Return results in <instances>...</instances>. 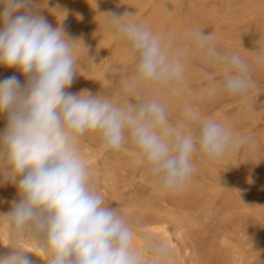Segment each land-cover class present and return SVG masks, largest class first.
<instances>
[{
	"label": "clouds",
	"instance_id": "9594fccd",
	"mask_svg": "<svg viewBox=\"0 0 264 264\" xmlns=\"http://www.w3.org/2000/svg\"><path fill=\"white\" fill-rule=\"evenodd\" d=\"M104 14L138 84L177 95L186 91L185 65L171 52V34L134 21L132 12ZM186 39L223 73L210 93L247 96L248 60L219 51L212 34L203 30H189ZM77 41L88 55L82 39L70 38L61 21L53 27L32 0H0V66L24 76L23 81L16 75L0 80V115L7 120L0 131V183L15 185L19 196L0 215L14 234L36 241L46 264H171L162 242L133 246L131 225L91 183L78 149L80 137L97 134L106 152L129 148L161 193L186 185L195 171L194 156L214 161L236 152L248 138L211 118L194 123L190 107L173 125L165 104L139 91L123 104L89 90L70 92L78 75ZM255 63L264 66V51ZM29 253L37 256L17 246L0 254V264H36Z\"/></svg>",
	"mask_w": 264,
	"mask_h": 264
},
{
	"label": "rangeland",
	"instance_id": "374dc122",
	"mask_svg": "<svg viewBox=\"0 0 264 264\" xmlns=\"http://www.w3.org/2000/svg\"><path fill=\"white\" fill-rule=\"evenodd\" d=\"M40 1L41 3L43 2V0ZM50 1L53 5V9L57 10L60 5V0ZM67 1L70 3L72 10L73 7L71 5L75 0ZM79 1L84 3L85 7L89 5L92 8L91 11L85 8V11L83 9L81 12L85 17L84 21L86 20L82 24V27L86 30H93L96 37L98 36L97 45L99 50H102L106 46L107 37L111 35L108 24L106 23L109 18L104 12L122 14V12L128 11L133 13L131 19L148 26L154 32L171 34L173 37L171 52L178 55L185 65L182 86L186 88V91L182 95H177L166 88L148 87L138 84L131 75L134 69L130 57L126 55L123 44L115 40L109 46L110 57L113 58H106L100 62L99 68L101 69V77L99 76L98 86H96L97 92L95 94H103L114 103L123 104L139 91L148 99L155 98L164 103L167 108L169 122L173 125L184 118L185 110L190 107L194 123L208 118L217 121L221 119L219 122L222 123L223 121L224 125L229 127L234 133H239L241 136L248 138V143L242 145L240 149L234 152L235 154L232 153L228 155V157L219 158L223 160L221 164H224V170L226 172L229 171L227 174L230 175L233 173L230 175L233 179L223 184V187H220L223 198L219 203L236 204L238 210L241 211H237L239 212L236 216V218L239 219V231L233 235V243L238 244L241 242L238 245L243 252V264H264V66L255 63V57L264 51V0H155L153 4V1L151 2V5L148 0H118V2L117 0ZM141 8L143 9L142 13L139 17H136L138 9L140 10ZM158 9L159 13L157 12ZM169 16L171 18H169ZM163 17L164 20H162ZM88 24L90 25L87 26ZM189 30H203L205 33H211L213 43L219 51L239 53L248 60L251 67L250 75L252 84L247 96H243L242 98L241 96L231 97L222 95L218 92L210 93L208 91L214 87L215 83L223 79V73L214 61L192 50L191 44L186 39V34ZM100 55H103L102 52ZM0 72V80L12 75H16L20 80L22 77L20 72L14 68H0ZM124 72H127L128 76L130 75V79L128 78L125 80ZM115 77H117V79ZM249 111H251V113ZM252 111H254V113ZM246 113L249 115L248 117ZM197 116H199V118ZM225 117H227L228 120L227 118L225 119ZM3 118L6 119L5 117ZM98 138L99 137H97V139ZM99 142L100 140L98 139V143ZM130 152L131 150L129 148L120 151H105L103 157L104 163L101 164L98 176L92 178V173H90V179L105 202L110 207L117 208L120 212L122 210L121 213L127 219L133 231L135 230L137 232L138 229L135 227L137 226L135 220L139 216V208L153 204L160 191L155 187L156 181H154V178L135 162ZM201 158L202 157L199 155L193 157L195 171L187 181L188 187L193 189L205 188L206 182L208 183V181L204 180L203 171L207 169L208 163L211 164V162H214ZM128 159L130 161H127ZM226 159H229L228 162ZM132 161H134V163ZM120 164H122L121 167H119ZM105 165L107 166L106 168ZM109 165H115L113 172L115 180L117 179L118 181L116 180L114 188L118 192L121 190L120 194L115 193V196L114 192L110 191L113 190L110 183L111 180L109 179L110 175L108 174L107 176L106 174V170L111 167ZM123 166H126L128 169ZM131 166L133 169H136H130ZM123 169H126V172L123 171ZM103 171L104 173L101 175ZM106 178H108L109 181ZM195 179H197V182ZM114 197L115 201H113ZM119 198H121V200ZM116 201L118 202V207ZM121 204H123L125 208H121V206H123ZM242 208L243 210L244 208L247 210L242 211ZM229 218L231 217H224L221 214L197 216L194 225L191 226L192 228L184 235V238L179 239L174 236L173 240L175 246L170 249L167 247L171 257L169 258L171 263L230 264L231 252L226 253L224 251V253L228 254L225 255L226 258L223 253L221 255H216L210 261L206 258L207 250H205L208 241H210L209 239L215 235L218 227ZM234 229L235 228L230 227L231 232L229 231L228 233L232 234L235 231ZM11 235L13 237V231ZM135 235H139V237ZM148 236L135 233L134 240L141 238L142 240L144 239V241L141 246L135 244L134 247L142 248L148 243L154 241L160 242L156 237L152 235ZM19 241L32 243L31 241H34V239L27 234H15V246L17 247L18 245V247L21 248L20 243H18ZM192 250L193 252H191Z\"/></svg>",
	"mask_w": 264,
	"mask_h": 264
},
{
	"label": "bare ground",
	"instance_id": "6f19581e",
	"mask_svg": "<svg viewBox=\"0 0 264 264\" xmlns=\"http://www.w3.org/2000/svg\"><path fill=\"white\" fill-rule=\"evenodd\" d=\"M148 1H149L150 5H151V2L153 1L152 2V4H153L155 0H148ZM117 2H118V0H117ZM59 4H60L59 5V8L57 10H54L53 9V5H52V3H51L50 0H43L42 3H41L40 0H32V6H33V8L37 12H39L41 15H44L46 17V19L48 20V22L53 27H56L57 26V21H61L62 25L66 29V31H67V33H68V35H69L70 38H73V39H77V38L82 39L83 42H84V44L88 47L89 52H88V55H87L86 49H84L80 45L79 41L76 42V47H75V53H76V71H77V74L78 75L75 77L74 83L71 85V87L68 90L70 92H74V93H78L81 90H89L90 92H92L93 94H95L97 92L96 91V86H98L97 83L99 82L98 80H99L100 70H101L99 68L100 62L103 59H106V58L107 59L108 58H110V59L113 58V57H110L111 54H110L109 46L115 40L113 39V37L111 35H109L108 37L106 36L108 38L107 39V42H106V46L102 50H99L98 49V45H97V37L98 36L96 37V34H95V32L93 30H86V29H84V27H82V24L86 20L84 21V18L85 17H84L83 14H81V12L83 11V9L85 11V8L88 9L89 11H91L92 8L89 5H87L85 7L84 6V3H82L79 0L78 1L75 0V2L72 3V5H71L73 7L72 10H71V7H70V3L67 0H60ZM146 5H147V3H146ZM160 6H159V8L161 9ZM133 8H134V6H133ZM131 11H132V9H131ZM142 11H143L142 8L140 10L138 9V14H137L136 17H139L140 14L142 13ZM157 12L159 13V9H158ZM81 16L83 17V19H80L79 18ZM157 17H158V15H157ZM169 18H171V17L169 16ZM89 20L91 21L90 18H89ZM162 20H164V17H163ZM149 24H150V22H149ZM89 25L90 24H88L87 26H89ZM152 25H153V23H152ZM164 25H165V23H164ZM229 32H231V31H229ZM116 51H115V53H116ZM101 52H102L103 55H100ZM0 68H4V66H0ZM117 71H119V70H117ZM103 73H105V72H103ZM0 74H1V72H0ZM109 75H110V73H109ZM117 75H118V73H117ZM111 76H113V75H111ZM190 77H191V75H190ZM115 78L117 79V77H115ZM124 78H121V79H124ZM105 79H106V77H105ZM23 80H24V77L22 75L21 81H23ZM126 89H128V88H126ZM180 106H181V104H180ZM220 109H221V107H220ZM249 112L251 113V111H249ZM252 112L254 113V111H252ZM220 113H222V112H220ZM246 115H247V113H246ZM1 116L6 118L5 115H1ZM206 116H208V115H206ZM248 116L249 115H247V117ZM197 117L199 118V116H197ZM226 118L227 117H225V119ZM227 120H228V118H227ZM197 121H199V120H197ZM222 123H223V121H222ZM97 137H98V135L95 134V133H88V132H86L84 135H82L80 137V139L78 141L79 153H80L82 159L84 160V162L87 164L90 173H92V178L93 177L96 178L98 176V173H99L100 168H101V164L104 163L103 162L104 161L103 157H104L105 151L102 150L101 144H99L101 142L98 143V139L99 138L97 139ZM226 157H228V156H226ZM228 160L226 159L227 162H228ZM127 161H130V160L128 159ZM132 162L134 163V161H132ZM205 162L207 163L206 160H205ZM221 162H223L222 159H216V160H214L213 163L211 162V164H209V163L207 164V169L203 171L204 180L205 181H208V183L206 182L205 188H202V189H193V188L188 187V183H186V185L180 191H178V192H171V193H161V192H159V194H158V196L156 198V201L153 204H151V205H145V206L140 207L139 208V216L135 220V223L137 224V226H135V227H137L138 230H137V232L134 230L135 231L134 234L135 233H140L142 236L152 235V236L156 237L160 242L164 243L170 249V248H173L175 246V242L173 240V237L176 236L179 239L184 238V235L187 234L188 231H189V229L192 228L191 226L194 225L197 216H199V215H211V214L212 215H214V214L216 215V214H221L224 217L225 216H228V217H231V218H229L227 221H225L223 224H221L218 227L215 235L211 239H209L210 241H208V243H207V245L205 247V250H207V256H206V258L211 261V259L214 258L216 255H221L225 251L226 253L227 252H231L230 253L231 254V262H230V264H243V252L241 251V248L238 245L241 242L238 243V244H234L233 243L234 242L233 235L239 231L238 230V227H239V219L236 218V216L239 213L237 211H240V210H238L236 204L234 205L230 201H227V202H230L231 204H222V203H219V201L223 198V193H222V190H221L220 187L221 186L223 187V184H225V183L229 182L231 179H233V177L230 176V175L233 174L232 173L233 171L231 172L232 174L228 175L227 173L229 171L226 172L224 170V167H223L224 164L222 165ZM106 165H105V168L107 167ZM121 165L122 164H120V166L119 165L118 166L121 167ZM109 166H111V165H109ZM114 166H111L110 168H108L106 170L107 171L106 174H107V176H108V174L110 175L109 179L111 180L110 183H111V186L113 188V190H110V191H113L114 192V196H115V193L116 194H120V191L121 190L118 192L114 188L115 187V182L117 180V179L115 180V175H114V172H113V170H114L113 168H115ZM123 167L126 168V166H123ZM226 168H228V167H226ZM126 169H128V168H126ZM130 169H133L132 166H131ZM135 169H133V170H135ZM125 170L123 169V171H125ZM103 173H104V171L101 173V175ZM117 178H118V176H117ZM106 179L109 181L108 178H106ZM0 180H3V178L0 177ZM195 180L197 182V179H195ZM191 182H193V181H191ZM233 182H234V180H233ZM260 182H262V181H260ZM128 184H131V183H128ZM200 185H201V183H200ZM204 185H205V183H204ZM194 187H196V186H194ZM122 189H123V187H122ZM122 195H123V192H122ZM151 197H152V195H151ZM17 199H19V196H18L17 187L15 185H13L12 183H9V182L0 183V214L7 213L10 210V208L12 207V202L14 200H17ZM119 199L121 200V198H119ZM224 199H225V197H224ZM113 201H115V197H114V200ZM121 205H123V204H121ZM118 206L119 205H118V202H117V207ZM122 207L125 208L124 205L121 206V208ZM244 210H245V208H244ZM244 210L242 208V211H244ZM121 212H122V210H121ZM217 217H219V216H217ZM230 227L231 228L232 227L235 228L234 229L235 231L234 232L232 231L233 232L232 234L228 233L230 231ZM240 231H242V230H240ZM11 232L12 231H11L10 227L5 223V218L2 215H0V254L7 253L10 249H13V248L16 247L15 246V243H14L15 234L12 237ZM135 236L139 237V235H135ZM148 238H149V236H148ZM242 238H246V237H242ZM143 241H144V239L142 240L141 238H139L137 240H134L133 239V246H135V244L141 246ZM31 242L32 243H28L27 241H19L18 243H20V246H21L22 249L27 250L29 252H34V253L37 254V256L40 257L39 258V257H37V256L29 253V255L32 256L33 259L36 261V264H46L45 258L43 257V254L40 253L39 250H38L36 241L34 240V241H31ZM134 242H136V243H134ZM244 244H246V243H244ZM247 244H248V242H247ZM244 250H246V249H244ZM191 252H193V250ZM226 253H224V257L225 258H226L225 255H228ZM169 258H171V257H169ZM215 259H217V258H215ZM177 261H178V259H177ZM171 264H174V263H171Z\"/></svg>",
	"mask_w": 264,
	"mask_h": 264
},
{
	"label": "crops",
	"instance_id": "0c3cea01",
	"mask_svg": "<svg viewBox=\"0 0 264 264\" xmlns=\"http://www.w3.org/2000/svg\"><path fill=\"white\" fill-rule=\"evenodd\" d=\"M7 120L0 115V131H3L6 127Z\"/></svg>",
	"mask_w": 264,
	"mask_h": 264
}]
</instances>
